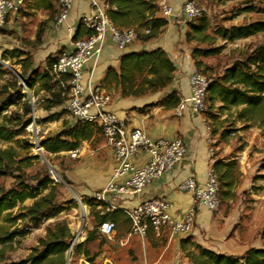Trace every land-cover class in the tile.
Returning <instances> with one entry per match:
<instances>
[{"label": "trees", "instance_id": "trees-1", "mask_svg": "<svg viewBox=\"0 0 264 264\" xmlns=\"http://www.w3.org/2000/svg\"><path fill=\"white\" fill-rule=\"evenodd\" d=\"M106 1L111 24L119 29L134 27L137 40L147 41L157 37L167 24L165 17L157 16V0ZM242 10L258 12L263 18L227 29H216L214 35H210L207 33V20L201 15L197 23L187 22L184 32L187 43L208 44L205 48L191 46L190 56L195 69L209 73L206 77L201 72L208 80L206 107L202 115L209 125V136L212 138L217 134L220 140L231 132L224 128L218 130L220 124L227 121L240 124V129L255 126L264 131V44L242 53L218 74H212L210 67L203 62V58L216 55L223 49L224 44L214 45L216 36L224 41H233L264 32V7L246 5ZM146 29L147 33L144 32ZM88 34L89 30L78 22L71 39L73 41ZM52 61L47 58L45 67L39 71L30 55L22 50L12 49L0 54V142H16L17 146L27 148L23 136L32 122L33 106L49 113L43 121L58 119L64 114L62 105L67 99L68 90L66 85L60 86L54 80ZM174 70L168 55L160 48L127 52L119 57L117 70H106L100 87L114 83L120 96L139 97L166 89L172 83ZM21 81L28 92H22ZM62 81H66V78ZM31 96L36 97L37 102L31 103ZM178 101L179 96L172 89L151 105L171 109ZM221 114L224 118L219 121ZM98 130L93 123L75 121L55 133L42 136L40 145L49 154L73 151ZM215 157L214 152L212 167L218 177V199L219 196L229 199L238 181L239 167L235 159L224 161ZM36 159L27 152L19 154L11 146L0 148V177L14 178L12 186L4 188L0 185V264H66L72 234L63 221H56L47 227L45 235L25 257L4 261L2 255L3 246L11 244L15 236H24L30 228L39 227L42 221L57 216L65 209L58 200L61 185L49 177L45 167H36L32 173L26 171ZM27 200H31L28 205L24 204ZM87 202L93 205L90 200ZM97 205L103 206V203ZM13 209H16L14 213ZM115 213L105 212L100 217L93 215L94 229L88 230L84 240L71 247L74 255L83 257V264H96V254L91 253L87 245L98 238L99 243L103 242L97 228L102 222H114ZM18 220L24 229L14 227L9 230L5 225L13 227ZM179 248L191 264H264V246L248 247L240 255H225L201 247L188 236L179 240Z\"/></svg>", "mask_w": 264, "mask_h": 264}, {"label": "crops", "instance_id": "crops-1", "mask_svg": "<svg viewBox=\"0 0 264 264\" xmlns=\"http://www.w3.org/2000/svg\"><path fill=\"white\" fill-rule=\"evenodd\" d=\"M159 1L157 0V5ZM164 1L172 7L174 13L165 17L167 24L157 37L147 41L136 39L124 49H119L106 35L98 56L86 61L82 68L81 83L88 90L91 87L102 86L106 70L108 68L117 70L119 57L122 54L154 48L162 49L175 68L172 83L162 91L147 93L139 97H122L114 83L107 84L102 87L110 95L106 109L123 120L126 131L139 127L152 141L159 138L179 137L185 146L181 161L159 178L152 180L140 195H112L101 206L97 205L99 202L93 200V194L111 179L113 168L111 150L106 146L99 130L94 132L89 140L81 142L76 155L79 152L86 155L84 154L85 156L83 155L79 161L78 175L75 177L77 181L85 183V188L80 192L85 196L82 201L84 204L80 203L84 206L83 208L87 206V214L91 220L93 215L100 217L105 212H116L115 221H111L114 223L113 233L110 236H104L98 232L103 242L99 243L98 238L87 245L88 248L89 246L96 248V264L106 262L112 264H191L179 248V240L188 236L201 247L218 254L240 255L247 249L246 247L241 249V246L231 247L230 242H219L226 227L217 213L200 204L196 207L193 228L186 234L170 235L166 229L159 234L148 229L144 238L130 234V221L124 211L145 199L163 197L170 205L167 210L170 216L181 218L190 206L191 196L186 191L178 190L177 184L192 176L199 187H204L207 168L211 160H214L208 154V147L212 146V141H210L206 121L202 114L192 113L185 108L182 114L177 116L174 108L166 109L151 105L172 89L179 97H187L189 95L188 75L194 68L190 56L191 44L184 40L188 21L180 13L181 5L186 0ZM12 2L18 5L19 0H12ZM89 10L88 0H73L66 19L55 26L54 19L58 12L57 0H22L16 11L8 12L5 23L0 28V54L12 49L22 50L30 55L34 65L38 66V70L41 71L46 65L47 58L54 59L58 53L72 49V34L67 32V26L75 30L79 18L87 14ZM157 16L163 15L158 12ZM34 116L37 117L36 114ZM63 117L68 121L59 129L75 122L68 115L60 116L59 120ZM215 158L224 161L233 159L231 156L224 155ZM146 159V153L141 151L132 158V162L135 165H141ZM127 176L128 174L120 177L117 182L123 181ZM87 200H90L93 205L88 204ZM86 218L88 220V217ZM85 235L81 236L79 242L84 240ZM78 257L76 264H83V257L81 255Z\"/></svg>", "mask_w": 264, "mask_h": 264}, {"label": "built area", "instance_id": "built-area-1", "mask_svg": "<svg viewBox=\"0 0 264 264\" xmlns=\"http://www.w3.org/2000/svg\"><path fill=\"white\" fill-rule=\"evenodd\" d=\"M90 10L79 18V23L89 30V34L76 40L71 39L72 49L62 51L51 62V73L54 80L60 86H67V99L63 109L74 120L80 123L95 124L104 138L106 146L111 150L113 168L111 179L93 194V200L106 203L112 195H140L143 189L152 180L159 178L163 173L176 165L184 156L185 146L181 138L173 139L159 138L150 140L143 129L133 127L126 131L123 120L106 109L110 101L109 93L100 86L91 87L86 90L82 83L83 65L91 58H95L101 51L106 35L110 41L119 49L136 40L137 31L134 27L116 28L108 18V3L106 0H88ZM73 0H57L58 12L54 19L55 26L62 23L69 12ZM18 5L12 0H0V28L4 25L9 11H16ZM157 11L164 17L173 15L172 7L164 0H160ZM180 13L187 21L194 22L205 13L203 6L194 0H186L181 5ZM67 32L72 34L74 30L67 26ZM148 32V30H144ZM66 78V81L62 79ZM189 95L185 98L179 97L178 104L174 107L175 115L182 114L185 108L190 112L202 114L205 110V96L208 80L197 69L193 68L188 75ZM21 86H26L21 81ZM25 90H22L24 92ZM34 99L30 98L32 103ZM35 116L32 113V122L26 127L31 133L29 143L35 156L44 158V149L40 145L38 129L35 125ZM209 133V128L206 125ZM141 151L147 155V159L141 165H135L132 158ZM77 149L69 151L75 157ZM210 158L213 157L214 149L208 147ZM211 160L207 171L204 187H199L194 177L189 176L177 184V189L190 193L191 203L181 218H173L168 213L169 203L163 197H152L139 202L134 207L126 209L124 214L130 221V234L144 238L148 229L159 234L166 229L170 235L186 234L193 228L194 215L197 205H203L210 211H215L219 205L218 199V177L212 167ZM128 174L121 182L117 180ZM53 180L56 178L53 176ZM83 206V205H82ZM84 207V206H83ZM98 232L104 236H110L114 231V223L102 222ZM72 245H70L71 247Z\"/></svg>", "mask_w": 264, "mask_h": 264}, {"label": "rangeland", "instance_id": "rangeland-1", "mask_svg": "<svg viewBox=\"0 0 264 264\" xmlns=\"http://www.w3.org/2000/svg\"><path fill=\"white\" fill-rule=\"evenodd\" d=\"M195 2L205 9L201 18L207 20V33L210 35H214L216 29H227L230 26H239L263 18L258 12L242 9L246 5L263 8L264 0H195ZM201 18L195 20V23ZM222 44L224 47L218 54L203 58V62L210 67L212 74L220 73L225 66L242 53L257 45L264 44V32L233 41H224L216 36L214 45ZM194 45L203 48L208 46L206 43H191V46ZM203 74L206 77L209 76V73ZM22 90L25 89L22 87ZM26 92L28 91L25 90L24 93ZM31 98L34 99L32 103L37 102L36 97L31 96ZM33 109L35 110L34 114L37 115L35 125L40 138L57 131L68 121L64 117L61 120L59 117L58 119L43 121L42 119L47 117L49 113L35 106ZM62 115L68 114L65 111ZM223 118L224 115L221 114L219 121ZM206 125L209 128V125ZM222 128L231 132L224 140H220L217 134L212 138L210 137L215 156H231L236 160L240 174L237 184L233 187V195L229 199H222L219 196L220 202L214 211L221 217L223 225L226 227L225 233L219 238V242H230L231 247L241 246V249L264 246V169L262 168L264 163V131L255 126L240 129V124H231L230 121L221 123L218 130L220 131ZM30 136L31 133L26 128L23 136V139L26 140V144H24L27 146L26 149L17 146L16 142H0V148L11 146L19 154L27 152L29 155L35 156L29 143ZM84 154L79 152L75 157H72L69 152H61L60 154L45 152L43 155L45 159L36 156L37 159L26 169L27 172L32 173L36 167L43 166L47 169L52 180L53 176L56 178L53 181L61 185L59 189L61 195L58 200L63 203L65 209L57 216L42 221L39 227L30 228L24 236H15L11 244L3 246L4 261H16L25 257L30 249L38 243V240L45 235L47 227H51L56 221H63L67 224L72 234L71 240H74L73 245L79 243V239L85 235V232L94 229V223L87 214V206L85 208L82 206L85 196L80 192L85 188V183L77 181L75 178L78 175L79 161ZM13 184L14 178L12 176L0 177V185L4 188ZM30 203L31 200H27L24 204ZM15 211L16 209H13L12 213ZM16 223L13 227L5 225L9 230L14 227L24 229V225L19 220ZM71 247L66 253L67 264H76L79 257L73 254ZM89 249L91 253L96 254L94 246H89Z\"/></svg>", "mask_w": 264, "mask_h": 264}, {"label": "water", "instance_id": "water-1", "mask_svg": "<svg viewBox=\"0 0 264 264\" xmlns=\"http://www.w3.org/2000/svg\"><path fill=\"white\" fill-rule=\"evenodd\" d=\"M74 243V240H71L70 244L73 245ZM66 264H67V260H66Z\"/></svg>", "mask_w": 264, "mask_h": 264}]
</instances>
